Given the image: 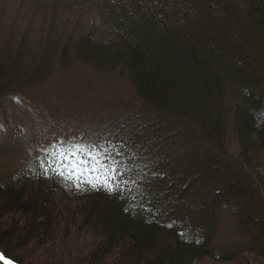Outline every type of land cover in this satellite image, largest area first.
<instances>
[{"label": "trees", "instance_id": "obj_1", "mask_svg": "<svg viewBox=\"0 0 264 264\" xmlns=\"http://www.w3.org/2000/svg\"><path fill=\"white\" fill-rule=\"evenodd\" d=\"M88 2L53 0L51 4L58 7L63 3L69 8ZM92 5L99 9V27L76 40L67 36L63 44L62 37L55 38L51 54L50 44L37 43V48L21 52L29 59L27 64L19 63V52L0 57V104H8L12 99L5 98L24 90L19 86L23 77L30 84L24 82L21 87L39 84L47 61L56 62L52 71L62 69L70 50L98 74L109 72L127 80L136 102L120 100L119 106L115 105L120 109L126 106L128 111L123 109L116 121L109 119L114 127L105 139L110 146L121 141L123 156L117 158H126L131 169L124 179L136 183H129L131 192L109 194L100 189L77 195L81 202L72 214L78 223L67 217L61 220L65 225L69 221L77 224L72 225L79 239H91L92 233L101 241L98 244L91 239L89 250L80 255L65 248L63 232L68 226H58L61 220L53 209L55 187L43 177L23 172L0 174V228L5 229H0V254L14 264H25L7 248L25 249L35 243L37 247L51 246L52 253L62 244V254L71 264L264 260V181L259 161L250 160L253 155L262 159L264 154V0H90ZM226 104L235 105L227 109ZM153 118L158 120L156 125ZM124 125L132 130L130 136L140 140L145 130L154 135L151 141L156 154L142 150L144 140L140 147L135 144L138 149L130 154L131 137L123 134ZM228 128L238 146L236 153L229 154L224 143ZM189 129L194 132L186 134ZM171 139L183 141V145L197 142L200 149L229 161L205 157L206 169L199 171L194 164L174 174L170 166L179 155L160 154L163 144ZM222 179V189H212L207 195V205L219 206L222 211L214 213L207 226L203 222L181 234V222L155 209L166 201L167 205L179 203L191 213L186 198L191 199L207 181L216 185ZM223 213L237 220L236 235L242 243L235 250L219 253L213 244V230ZM6 221L9 225L5 226ZM21 222L26 226L20 228Z\"/></svg>", "mask_w": 264, "mask_h": 264}, {"label": "rangeland", "instance_id": "obj_2", "mask_svg": "<svg viewBox=\"0 0 264 264\" xmlns=\"http://www.w3.org/2000/svg\"><path fill=\"white\" fill-rule=\"evenodd\" d=\"M35 1L6 0L0 2V57L5 55L6 52H19V59H21L19 63L27 64L29 63V59L23 58L21 52L29 51L37 43L43 44L42 46L44 47L50 44L51 47L47 48H49L48 52L51 54L54 40H59L62 37L63 44L67 40V36L76 40L87 30L99 27V9L96 5L90 6V0H86L89 2L85 6L77 5L69 8L63 6L65 5L63 3L59 4L60 6L58 7H52L51 2L53 0L39 2L40 4L38 5L34 3ZM66 60V65L62 69L55 71H52V69L56 67L53 65L56 62L52 61L49 63L47 61V64L43 66L45 70L42 69L43 72L46 71L44 73L45 77L41 78L42 81L39 84L36 83L35 85L27 86V88L21 87L24 82L30 84L29 80H25L26 78L23 77L24 81L19 86L24 90H20L16 92L17 94L5 98L4 100L12 99L8 104L7 102L6 104H0V121H4L0 123V174L12 176L13 174L23 172L32 177H43L57 191L53 201L54 214L59 216L60 220L63 217H67L77 222V217L72 214L73 209L81 202L77 195L93 189L85 184L82 185V190H77L71 184L54 174L50 169L45 170V168H41L39 165L45 159V153H49L50 155L47 159L52 160L51 154L57 148L67 147L72 144L89 147L95 145L110 146L109 142L105 139L106 135L109 136L108 132L113 126L110 120L113 122L121 117L123 109L128 111L126 106L120 109L116 108L115 105L119 106L120 100L133 103L136 102V99L127 80L119 79L114 75H110L109 72L98 74L96 71L90 69V67L80 63L75 55H73L72 50L67 53ZM49 67L50 71L48 72ZM134 105L137 104L135 103ZM232 105L235 104H226V108L231 109ZM185 110L188 109L185 108ZM152 120L155 125L158 123L156 118ZM126 126L128 125L123 126L124 133H122L126 137H131L130 154L138 149H134L135 144H137L136 147L142 146V140L146 142V144H143V148L141 147L142 150H149L151 151L150 154H156L152 149L151 141L154 135H148V130H145L141 133L143 138L140 140L134 135L130 136L132 130ZM177 127H180V124L174 126V128ZM186 132V134H192L194 131L189 129ZM183 137L184 135H182ZM120 142H114L117 148L122 146ZM182 142L180 140L179 142L173 139L168 140L163 144L160 152L161 156H165L166 151L170 153V157L176 154L179 155L173 167L170 166L174 174L194 164H198L199 171L206 169V159L209 160L210 158L217 162L228 163L229 161L228 157H217L211 151L200 149L197 142L191 141L186 144L184 143V145ZM224 143L229 154L238 151L234 134L230 128L226 132ZM193 147L195 150H193ZM217 158L218 160H216ZM122 160L126 161V158H122ZM250 160L259 161L257 166H260L258 168L261 170V177L264 181V154H262V159H258L256 155H253L250 156ZM58 162L54 161V163ZM136 166H139L141 170L139 163H136ZM215 182L217 181L215 180ZM222 183L223 179L218 180L219 185L216 184L217 188L215 189L216 185L207 181L206 186L196 189L191 199L186 198L185 205L188 206L189 210L192 209L191 213L185 211L183 209L184 206H180L181 204L179 203L167 205L166 201L160 203L155 209L168 217L174 218L175 221L181 222V234L186 230L190 232L194 225H204L202 224L203 222L207 226L211 220V216L214 213L217 214L222 211V208L219 206L211 207L207 205L210 202L207 196L208 192L212 189L219 192L223 187ZM226 207L225 205L224 208ZM225 214H221L219 224L215 225L213 230L215 234L213 244L219 253L235 250L242 243V239L236 235L239 228L237 220L233 217H227L228 215L225 216ZM63 222L64 220H61L58 226L60 228L68 226V231L63 232L66 233L63 240L66 241L65 248L73 250V252L76 250V254L81 255L83 251L89 250L87 248H90L91 239L100 244V239L92 233H90L91 239L86 237H80L79 239L73 226L75 222L69 221V223H66L67 225ZM23 223H20V228L26 226ZM14 224L15 222H13ZM6 225H9L7 221ZM75 225L77 224L75 223ZM0 229L5 230L2 227ZM59 233L61 234L62 232ZM35 245L34 243V247L36 248L28 247L24 249L17 247L15 250H12L13 248L9 247L7 249L13 255L20 258L21 261H24L25 264L26 262L30 264H46L48 259L54 261L52 264H71L70 260L66 259L64 254H62L63 250H65L62 244H59L60 249L54 253H52L51 246H47L46 248ZM80 255H77L78 258L76 259L78 261L81 257ZM245 257L246 259H250L248 254ZM243 261L241 263L264 264V260L262 259L252 260L251 263L249 262L251 260ZM241 263L235 259L231 263L224 264ZM198 264L216 263L204 259Z\"/></svg>", "mask_w": 264, "mask_h": 264}, {"label": "snow or ice", "instance_id": "obj_3", "mask_svg": "<svg viewBox=\"0 0 264 264\" xmlns=\"http://www.w3.org/2000/svg\"><path fill=\"white\" fill-rule=\"evenodd\" d=\"M56 147V146H53ZM122 147V146H121ZM49 153H45V159L40 163L41 168L51 170L65 182L71 184L77 190H82V185H88L93 190L103 189L109 194L116 191L133 189L129 181L124 177L130 168L125 161L118 159L122 153L120 148L112 146H84L72 144L67 147L57 148L51 154L52 160H48ZM54 161H59L54 163ZM133 180L131 184H135ZM2 264H14L0 254Z\"/></svg>", "mask_w": 264, "mask_h": 264}]
</instances>
